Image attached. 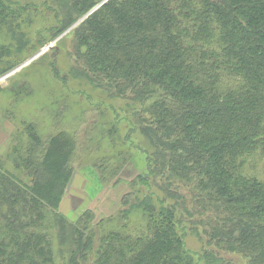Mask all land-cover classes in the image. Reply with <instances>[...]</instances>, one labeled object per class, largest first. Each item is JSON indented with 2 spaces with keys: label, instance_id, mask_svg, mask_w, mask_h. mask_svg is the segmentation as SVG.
<instances>
[{
  "label": "trees",
  "instance_id": "obj_1",
  "mask_svg": "<svg viewBox=\"0 0 264 264\" xmlns=\"http://www.w3.org/2000/svg\"><path fill=\"white\" fill-rule=\"evenodd\" d=\"M69 3V23L98 5L69 33L73 57L94 89L123 101L112 112L149 145L138 148L159 192L136 189L147 185L138 175L119 215L85 207L68 220L58 209L75 140L63 131L43 139L29 123V140L5 155L10 168L0 155V264H192L176 230L188 224L203 227L206 261L264 264V179L246 169L264 158V0ZM5 11L0 1V22ZM123 159L110 170L114 186ZM12 194L19 202L6 203ZM133 208L148 217L145 229L130 224Z\"/></svg>",
  "mask_w": 264,
  "mask_h": 264
},
{
  "label": "rangeland",
  "instance_id": "obj_2",
  "mask_svg": "<svg viewBox=\"0 0 264 264\" xmlns=\"http://www.w3.org/2000/svg\"><path fill=\"white\" fill-rule=\"evenodd\" d=\"M0 1L6 6L7 15L0 22V155L4 165L11 167L6 154L15 143L29 140L26 127L33 123L43 139L63 131L75 140L71 162L74 173L58 209L68 220H75L85 207L94 208L99 215L107 211L116 215L115 205L123 197L127 180L133 178L136 182L138 175L145 177L147 185L137 184L136 189L158 193L155 187L158 179L147 174L146 156L138 148L139 142L144 141L142 135L135 129L130 131L129 121L122 120L121 115L115 119L112 112L114 108L122 114L123 101L94 89L75 63L69 33L95 7L69 23L67 2L70 0ZM73 16L76 18L77 14ZM65 21L68 25L63 27ZM47 45L51 47L46 49ZM37 53L40 54L36 58L9 74ZM122 157L126 166L119 176L124 181L114 186L110 170ZM101 165L105 168H100ZM246 169L249 174L264 179V158L255 154ZM135 196L127 195L129 203L125 206L129 207ZM19 200V194H12L6 203ZM171 202L168 200V204ZM151 203L157 206L155 198ZM199 217L203 220L206 215ZM128 218L135 228L145 229L149 224L148 217L136 208L130 210ZM186 226L178 225L176 230L183 234V249L192 254V264H218L204 258L203 249L207 245L204 236H200L203 227ZM55 236H51V244L57 262ZM167 250L162 249L160 254Z\"/></svg>",
  "mask_w": 264,
  "mask_h": 264
},
{
  "label": "water",
  "instance_id": "obj_3",
  "mask_svg": "<svg viewBox=\"0 0 264 264\" xmlns=\"http://www.w3.org/2000/svg\"><path fill=\"white\" fill-rule=\"evenodd\" d=\"M96 7H98V5L95 6V8H96ZM95 8H93L90 12H92ZM88 14H89V13H88ZM49 47H51V45H47V46H46V49L49 48ZM39 54H40V53H37L36 55H34L33 57H31L30 59L26 60L23 64L18 65L15 69H13L12 71H10L9 74H12L16 69L22 67V66L25 65L27 62L31 61L33 58H36ZM6 75H7V74H6Z\"/></svg>",
  "mask_w": 264,
  "mask_h": 264
}]
</instances>
